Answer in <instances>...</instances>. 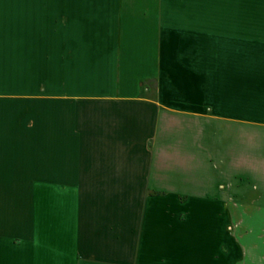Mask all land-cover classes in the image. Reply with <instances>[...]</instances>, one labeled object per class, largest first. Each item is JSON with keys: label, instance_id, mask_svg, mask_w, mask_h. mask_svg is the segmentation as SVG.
Instances as JSON below:
<instances>
[{"label": "crops", "instance_id": "1", "mask_svg": "<svg viewBox=\"0 0 264 264\" xmlns=\"http://www.w3.org/2000/svg\"><path fill=\"white\" fill-rule=\"evenodd\" d=\"M0 264H264V0H0Z\"/></svg>", "mask_w": 264, "mask_h": 264}]
</instances>
